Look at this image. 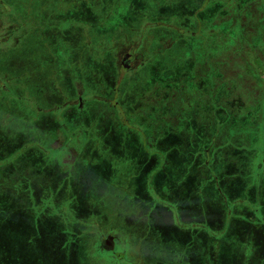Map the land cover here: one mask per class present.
Returning a JSON list of instances; mask_svg holds the SVG:
<instances>
[{"label":"rangeland","instance_id":"1","mask_svg":"<svg viewBox=\"0 0 264 264\" xmlns=\"http://www.w3.org/2000/svg\"><path fill=\"white\" fill-rule=\"evenodd\" d=\"M111 1L0 0V91H5L3 99L8 100L0 101V138L3 140L23 139L26 137L23 128L30 131L31 126H36L32 121L39 115L38 106L32 105L28 111L29 122L25 118L23 121L25 112L14 97L18 94L14 82L17 76L23 78L35 102L38 92L33 91L40 86L36 84L37 68L49 61V41L53 35L57 41L56 52L61 53L64 48L61 40L66 36L70 38L71 57L78 55L80 62L97 58L101 43L108 44L105 47L109 49H119L123 59L128 54L123 51H128L131 60L134 59L130 69L119 68L115 72L110 56L106 64H100L99 70H95L108 85V92L92 95L98 109L89 121L94 138L87 141L80 137L79 140L85 147L84 153L88 147V155L95 149L93 157L97 160L93 166L79 170L89 184L83 188L85 195L77 199L73 210L71 206H64L59 211L60 206L74 202L76 197L70 191L73 195L64 199L66 184L60 185L54 198L48 197L56 190L54 183L37 190V193L52 190L44 197H35L37 209L33 204L26 208L27 195L19 203L18 192L27 194L28 183L21 171L16 177L14 173L30 157L23 148L16 149L15 158L12 154L6 156L11 143L0 147V179H4L2 174L11 176L0 186V260L5 258L4 264H205L219 240L220 264H238V251L244 252L243 247L248 244L253 252L248 264H264V233L259 229L254 232L248 223L235 219L231 212V207L256 206L260 212L259 227L264 230L261 96L254 97L255 91L235 79L213 87L215 83H211V75L205 70L197 78L199 60L194 36L188 37L180 29L192 26L199 19L225 31V26L219 23L234 13L246 21L252 16L251 9L246 8L258 0L233 3L229 0H207L208 3L205 0H119L114 9ZM87 36L91 39L83 47ZM114 89H119L120 100ZM69 91L74 92L73 87ZM23 93L22 96L27 95L26 90ZM221 100L223 103L234 100L238 104L227 110L220 107ZM244 103L254 106L246 110ZM101 117L107 122L102 128L99 124L97 131ZM116 121L129 129L124 146ZM4 128L8 129L9 136ZM65 133H71L68 124ZM32 135L33 145L40 148L42 135L38 137L35 130ZM63 138L65 147L69 148L73 139L68 135ZM49 142L51 138L42 149H49ZM250 154L260 169L258 185H252L255 178L249 172ZM54 155L58 156L59 152ZM36 165L32 170L35 177L31 171L30 178L37 185L45 182V173L54 178L52 169L47 170L42 159ZM55 171L60 178L66 174L62 169ZM70 182L78 188V181ZM10 192H15V196ZM236 200L245 203H235ZM48 204L51 205L46 209ZM90 210L95 216L86 218ZM136 210L146 221V233L141 245L136 246L139 259L134 255L124 261L105 256L103 260L94 259L93 263L80 246H64L68 237L74 238L70 232L74 234L77 224L87 222L96 228L92 223L98 221L104 226L98 215L103 213L104 220L110 214L113 225L127 236L128 251L139 237L135 229L140 226ZM35 219L37 226H43H39L41 237L35 234ZM130 223H133V235L131 228L124 229ZM102 231L97 228L90 233L99 237ZM7 234L12 241L3 240ZM118 237L123 243L122 236ZM124 248L119 245L117 252H123ZM8 257L11 258L7 260Z\"/></svg>","mask_w":264,"mask_h":264},{"label":"crops","instance_id":"2","mask_svg":"<svg viewBox=\"0 0 264 264\" xmlns=\"http://www.w3.org/2000/svg\"><path fill=\"white\" fill-rule=\"evenodd\" d=\"M78 1V0H77ZM82 1H86V0H82ZM102 1V0H100ZM119 0H112V8L114 9L116 2ZM108 3V2H107ZM53 37H55L53 35ZM65 37V45L64 48L62 49L61 53H57L55 51V54L53 55V53H49V61L47 63V65L45 66H41L37 68V75H36V84L41 86V83L39 82V78L42 77L44 74V72L46 73V75L49 78L50 75V70L51 71H57L58 72V76L56 79L53 80V84H52V88L56 89V91H58V94H50V99L48 100H41L38 99V94L40 93L38 91V87L37 86V90L33 91V92H38L37 93V97H35V102H33L32 98H30L29 96V89L26 87V84L22 79H19L20 77L17 76L16 81L14 82V84L16 85L18 94L17 96L15 95L14 97H16L19 101V106L21 107L22 110L25 112L24 116H23V121L24 118L26 120V122H29V119L31 118L29 115V110L32 107V105H36L38 106V114L37 115V119L33 120V124H36L35 127H30L32 128V130H35V133L38 137H40V135H42V145L44 146V143L46 142L47 139H52V142H49V149H42V147L39 148L38 146L33 145V135H32V130L29 131V129L27 128H23L22 132L23 136H26L23 139H16V140H12V141H7V140H3L0 138V147H4L5 144L7 143H11V149L10 151H8L6 153V156L9 154H12L11 157L15 158V151L16 149H20L23 148L22 150H24L25 152H28V155L30 157V161L26 162L24 165H21L20 167H17L16 172L14 173V177H16V175L19 176V171H21V174L23 176V180L26 179V182L28 183V185L26 186V191H28L27 194H20V192H18V200L19 203L21 202V198L23 196L29 197V198H34L38 197V196H45L47 194L50 193V191H48L47 193L43 192L46 189H43L41 193H37V190H39L43 185H52L55 182L56 187H54L56 190H54L52 192V194H50L48 197H53L55 196L54 192L58 191V186H60L62 183H67L68 180H70V177L72 178L71 175L75 176L76 181H78V188H75V190L73 191L75 194L74 196H76V200L75 203H77V198H83L85 195V192L83 191L84 187H87V185L89 184V182L80 175L79 170L82 171V168H88L90 166H93L92 163L96 162V158L93 157L94 151L95 149H91L92 152H89L90 155H88V151H89V147L87 144V152H83L85 150V147L83 145L80 144V137H84L85 139H87V141H89L90 139H93V135H92V131L90 128V123L89 121L92 120L96 114L95 111H98V109H96V104L94 103L95 101H93V93L94 92H100V93H107L108 92V85L103 83V79L98 76V73L95 72L99 70L100 67V63L98 61L97 58H94L93 61H88L87 59H84L83 62L79 61V57L78 55H76V57H71L70 54V38L69 40L67 39L68 37ZM89 37V36H87ZM56 38V37H55ZM73 55V54H72ZM88 57V56H85ZM88 61V62H87ZM56 66V67H55ZM127 66V65H126ZM128 69H130V64L127 66ZM204 68V66H203ZM15 73V72H14ZM59 83H58V81ZM63 79V82H62ZM43 81V80H42ZM45 85V83H44ZM70 86L73 87L74 92L69 91L70 90ZM249 86L253 87L255 86V89L253 90V88L249 89V90H259L258 89V85H256L255 83H251L249 84ZM24 90L27 91V95L22 96V94H24ZM204 91H207L204 90ZM260 91V90H259ZM5 91L2 89L0 91V101H8L6 99H3V93ZM258 92L255 91V93L253 94L254 97H257ZM8 95V94H7ZM33 96V93H32ZM118 96H119V100L121 99V95H120V91H118ZM9 98H11V96H9ZM262 99V96H261ZM264 99L260 100L263 101ZM78 101V108H75L74 103ZM68 103H72L71 106L67 105ZM8 104V103H7ZM130 105L129 104V109H130ZM253 105L252 103L248 104L246 103V106H250ZM254 106V105H253ZM9 107V104H8ZM75 108V109H74ZM104 108V107H103ZM108 109H112L110 107H108ZM127 110V109H126ZM128 111V110H127ZM95 116H94V115ZM119 120V119H118ZM107 122L106 120H104L103 117H101V121H99L97 123V131L99 126L101 125V128L103 127L104 123ZM118 127V132H120L121 134V143L122 146L125 145L126 143V135L129 133V129H127L122 122L120 123V121H116ZM66 124L71 126V133H65L66 131ZM100 124V125H99ZM23 126V124H22ZM17 127H19L17 125ZM29 127V126H28ZM6 128H10V127H6ZM5 129L4 133H8V129ZM255 129V128H252ZM258 129V128H257ZM17 130V128L15 129ZM256 130V129H255ZM261 131L264 130L260 128ZM12 131V130H11ZM18 131V130H17ZM148 131L150 132L151 135H153V129L150 128L148 129ZM21 132V131H20ZM10 133L7 134V136H9ZM15 135V134H14ZM44 135V136H43ZM66 135H68L69 137H71V139H73V144L70 145V147H65V140L63 137H66ZM16 137V136H15ZM261 137V136H260ZM138 136H135V139L138 140ZM262 138V137H261ZM9 139V138H8ZM40 138H38L39 140ZM15 143V144H13ZM87 143V142H86ZM85 143V144H86ZM26 144H29V147L25 146ZM80 144V145H79ZM27 147V148H25ZM17 149V150H18ZM42 149V150H41ZM63 149V150H62ZM49 151L47 152V154L42 153V151ZM60 151H63L61 154L54 155V153H57ZM259 152V151H258ZM84 153V155L82 156V154ZM52 155V156H50ZM83 157L85 159V157H87L85 159V161H80L83 160ZM264 157V156H263ZM38 159H42V163L43 166L47 169L50 170L52 169L53 173H54V178L49 174V173H45L46 177H45V182L43 184H39L37 185L36 182L30 178L31 175V171L34 170V167L36 165V163H38ZM126 159V158H125ZM249 159L252 160V167L249 168V172L250 175L253 176L255 178L254 183H252V185L257 184L260 182V176H258V172H259V166H257V163L254 161V158L251 156V154L249 155ZM264 159V158H263ZM263 159L261 161H263ZM150 162H147L146 164H149ZM18 165V164H17ZM90 165V166H88ZM262 166V163L260 164ZM37 166V165H36ZM251 166V164H250ZM71 167L73 168L71 171ZM65 170L66 174L64 176H62V178H60L59 172L55 171V170ZM46 170V171H47ZM34 171H32V176H34ZM4 176V179H0V183L2 181L1 185H4L3 183H6L4 181H6L7 176L11 177L10 175H6V174H2ZM13 177V176H12ZM13 177V178H14ZM35 177V176H34ZM33 177V178H34ZM59 177V180L57 179ZM35 179V178H34ZM78 179V180H77ZM44 181V180H43ZM75 181V182H76ZM35 183V184H34ZM59 183V184H58ZM45 186H43L44 188H46ZM49 190V189H47ZM52 191V190H51ZM70 191H67L66 194H68L70 196ZM11 196H15V192L12 193L10 192ZM68 197V196H66ZM133 198V197H132ZM101 199H103V197H101ZM89 200V199H88ZM135 200V199H134ZM136 200H138V198H136ZM33 201V200H32ZM140 203V201H138ZM245 203L241 200H236L235 203ZM92 203V202H91ZM142 205V203H140ZM140 206L139 209H141L142 207ZM35 206V205H34ZM33 206V207H34ZM35 208V207H34ZM231 212H232V216L235 219H238L244 223H248V228H251L254 232L259 229L262 233H264V230H262L260 226V223L258 222V218L260 217V212H259V208H257L256 206H243V208H239V209H232L231 207ZM135 213V212H134ZM136 213L138 214L136 218L139 217V223L140 226L135 228L137 229V231L139 232V237L137 242L133 245L130 246L129 250H126V246L128 245V238L127 236L120 232L116 227L115 228H110V226H108L107 233L111 234L110 237L107 238V245L111 246V248H108L107 251H114L115 250V246H116V252H117V247L120 245L121 247H125L123 252L118 253V256H113V255H109V257H111L112 259H123L126 260L129 256L134 255V256H138L139 257V253H138V249L136 248V246L141 245L142 243V238L144 237L145 233H146V221L144 218H140V211L136 210ZM80 214V213H79ZM82 214V213H81ZM90 214H95L94 211L90 210L89 212H86L85 215H88V217L86 218H90ZM110 215V214H109ZM107 216V219L104 220L102 219L104 222H111V215ZM105 216V215H104ZM237 216V217H236ZM85 221V220H84ZM86 222H82L81 226H78L73 229L74 234L72 232H70V235H74L73 237H68L66 245H64L65 247H71V246H80L83 250V254L85 253V256L89 259V261H93L94 263V259H102L103 257H105L103 255V250L100 248V239L101 237H84L81 236L80 229L85 228ZM133 225V223H130L126 226V228H124L127 231V228H131V226ZM134 229V228H133ZM93 229H88V231H91ZM97 230V228H96ZM110 230V231H109ZM132 231V228H131ZM115 232V233H114ZM106 233L105 230L102 231L101 234ZM134 234V232L132 231V235ZM118 235L122 236L123 239V243H120L119 237ZM116 236V237H115ZM252 236V235H251ZM110 238H112L111 244L108 243V241H110ZM32 239V238H31ZM249 239V238H248ZM57 240V239H54ZM83 240H85V243H83ZM134 240V237L131 239ZM76 246V247H77ZM83 247H87V249L83 248ZM68 249V248H66ZM135 249V250H132ZM244 252H241V255H243L244 257H238V264H248L249 260L252 257V249L250 248L249 244L244 248ZM98 252L101 253L98 254ZM5 260V258H4ZM4 260H0V264H4L5 262H3ZM102 262V261H101ZM220 264V259L218 255H215L214 253L208 254V261L205 262V264ZM97 264V263H96ZM105 264V263H104ZM109 264V263H106ZM178 264H184L182 263H178Z\"/></svg>","mask_w":264,"mask_h":264},{"label":"trees","instance_id":"3","mask_svg":"<svg viewBox=\"0 0 264 264\" xmlns=\"http://www.w3.org/2000/svg\"><path fill=\"white\" fill-rule=\"evenodd\" d=\"M229 2L233 3L235 2V0H229ZM229 2L227 1V4ZM246 9H251L250 15H252L246 21H241V19L237 17L239 15L237 13H234L232 14L233 16L230 17L228 20H223L221 23H219L225 26V31L223 28L214 27L213 25L203 22L202 20L199 19H196L192 26H189L186 29L184 28H180V29L184 30L188 37L194 36V41L196 43L195 45L196 55H197V59L199 60V65L196 75L197 78H199L203 70H205L207 71L208 74L211 75L210 76L211 83H215L212 84L213 87L215 85L224 84L230 79H235L234 81L236 82L241 81L247 85L248 89L253 88L254 90L255 86L251 87L249 86V84L255 83L256 85H258V89L260 90V91L255 90L258 92V94H256L257 97L262 96V99H264V0H258L256 3H254V5L248 6ZM178 22L179 24H181L182 21L178 20ZM191 33L193 34L191 35ZM50 38H51V40L49 41L51 44L50 53H53L54 55L56 51L55 47L57 45V41L55 37H50ZM90 39L91 37H85L82 46L85 47V44L89 43ZM61 41L62 44L65 45L64 43L65 40L62 39ZM105 46H108V44L101 43L99 50L97 52V54L99 55L97 59L100 64L104 65L107 63L108 60H110L109 57L111 56V60L114 61L113 68L115 69L116 72L119 70V68H121L120 63L118 62L119 53H117L119 49L113 50ZM228 82H233V81H228ZM237 104L238 102L234 100H226L225 103H223V100H221L220 107H224L225 109L228 110L230 108H233ZM261 105H262V114L259 117L260 123L264 122V100L262 101ZM243 107L246 110L248 108V106H246V103L243 104ZM148 127L151 128V126L149 125ZM71 176L73 179L70 177V180H68L67 183L65 182L61 184V186L66 184L65 192L75 190V186H73V184L70 181L74 180L75 183L76 179L74 175ZM59 188L60 186H58V189ZM50 192L52 191L50 190ZM72 195H73L72 193H70V196L65 193L64 199L67 198L70 199ZM21 199L24 200L26 198L22 197ZM74 199L76 200V197H74ZM75 200L74 202L70 201L71 203L69 204L64 203L65 205L63 204L62 206H60L59 211H61V208L64 206L65 207L71 206L73 207L71 208L73 210L75 208ZM24 202L26 204L25 205L26 208L28 205L31 204H33V206L35 205L34 198L32 199L28 197ZM50 205L51 204H48L46 209H48ZM37 208L38 207H35V209ZM34 213H36L35 210ZM36 223L37 222L35 219V222L33 223L34 225L33 227L35 229V234L39 236L41 233L40 228L43 226L41 225L37 226ZM39 224L42 223L40 222ZM68 229L69 228H66V230ZM87 231H88L87 228H82L80 229L79 233L83 237H89L88 236L89 231L88 232ZM8 235L9 234H7L6 237L3 238V240H6L8 242L12 241V239L10 240L8 239ZM220 243L221 242L219 240L215 242L214 249L212 252L215 255H218ZM83 248L87 249V247H83ZM238 255L239 257H241V252L238 251ZM10 258L11 257H8L7 260H9ZM3 262L6 263V259Z\"/></svg>","mask_w":264,"mask_h":264},{"label":"flooded vegetation","instance_id":"4","mask_svg":"<svg viewBox=\"0 0 264 264\" xmlns=\"http://www.w3.org/2000/svg\"><path fill=\"white\" fill-rule=\"evenodd\" d=\"M206 1V3H208L207 2V0H205ZM117 52V51H116ZM117 53H119V57H118V62L120 63V67H121V69L122 68H127V66L130 64V62H132L134 59H132L131 60V57H132V55L131 54H129V52L128 51H123L122 53H128L127 55H126V57L123 59V56L121 55V51L120 50H118V52ZM129 59V60H128ZM127 65V66H126ZM53 73H54V76L52 75V73H50V75H49V78H48V76L45 74V79H38L39 80V82L41 83V86H39V87H41V89L40 88H38V91L40 92L39 94H38V99H41V100H48V99H50V94H49V92L51 93V94H53V93H55V94H58V91H56V89H54V88H52V84H53V80L54 79H56L57 78V76H58V72L57 71H53ZM40 80H43L42 82L40 81ZM36 81H37V79H36ZM44 83H45V85H44ZM114 91H119V89L118 90H116V89H114ZM67 105L68 106H71L72 105V103H68L67 102ZM74 106H75V108H78V101L77 102H75L74 103ZM74 108V109H75ZM25 146H27V147H29V144H26ZM43 146V145H42ZM41 146V147H42ZM27 147H25V148H27ZM63 150V149H62ZM50 151V150H49ZM49 151H46V150H44V151H42V153H44V154H47V152H49ZM63 151H60V153L59 154H61ZM25 180L27 179V178H24ZM140 207V206H139ZM43 212V211H42ZM98 214V213H97ZM98 215H100V219L99 220H102V219H104L103 217H104V214L103 213H100V214H98ZM95 216V214H90V218H92V217H94ZM95 219H97V218H95ZM86 224V226H85V228H87V230L88 229H96V228H98V229H100V230H106L107 228H108V226H110V228H115L114 227V225H113V222L111 221V222H105V224H104V226L102 225V223H99L98 221H96V223H92V225L94 226V227H96V228H91L88 224H87V222L85 223ZM88 232V231H87ZM88 236L89 237H91L92 235H91V233H90V231L88 232ZM111 236V234H108V233H103L100 237H101V239H100V248L103 250V255L104 256H109V255H113V256H118V253L116 252V246H115V250L114 251H107V249L108 248H111V246H108L107 245V238L108 237H110ZM116 237V236H115Z\"/></svg>","mask_w":264,"mask_h":264},{"label":"water","instance_id":"5","mask_svg":"<svg viewBox=\"0 0 264 264\" xmlns=\"http://www.w3.org/2000/svg\"><path fill=\"white\" fill-rule=\"evenodd\" d=\"M112 238H110V241H108L109 244H111Z\"/></svg>","mask_w":264,"mask_h":264}]
</instances>
